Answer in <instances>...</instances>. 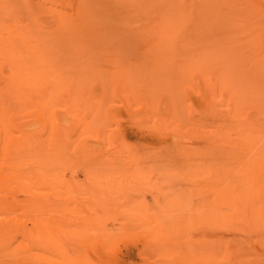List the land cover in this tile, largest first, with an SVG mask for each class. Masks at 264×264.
<instances>
[{
    "label": "rangeland",
    "instance_id": "rangeland-1",
    "mask_svg": "<svg viewBox=\"0 0 264 264\" xmlns=\"http://www.w3.org/2000/svg\"><path fill=\"white\" fill-rule=\"evenodd\" d=\"M263 143L264 0H0V264H264Z\"/></svg>",
    "mask_w": 264,
    "mask_h": 264
},
{
    "label": "bare ground",
    "instance_id": "bare-ground-1",
    "mask_svg": "<svg viewBox=\"0 0 264 264\" xmlns=\"http://www.w3.org/2000/svg\"><path fill=\"white\" fill-rule=\"evenodd\" d=\"M18 75H19V69H17V68H12L11 70H10V73H9V79L8 80H16L17 79V77H18ZM10 82H12V81H10ZM3 121V120H2ZM35 131V130H34ZM67 133V132H66ZM29 134V133H28ZM33 134V133H32ZM30 135V134H29ZM63 135V134H62ZM65 135V134H64ZM63 135V136H64ZM27 137V136H26ZM60 136L58 135V137L57 138H59ZM36 138H37V136H36ZM56 138V139H57ZM62 138V137H61ZM39 139V138H38ZM51 139V138H50ZM68 139V138H67ZM245 139V138H244ZM8 140V139H7ZM12 140V139H11ZM10 140V142H13L14 140H12L11 141ZM20 140V139H19ZM18 140V141H19ZM32 140V139H31ZM30 139H29V141H31ZM62 140V139H61ZM247 140V139H246ZM245 140V141H246ZM5 141V140H4ZM28 141V140H27ZM26 142V141H25ZM32 142V141H31ZM30 142V143H31ZM39 142V141H38ZM41 142V141H40ZM55 142H57L58 143V141H56L55 140ZM54 141H53V144L55 143ZM63 142V141H62ZM61 142V143H62ZM64 142H66V145H67V141H64ZM14 143V145H16V143H15V141L13 142ZM30 143L28 142V144L30 145ZM33 143V142H32ZM32 143H31V145H32ZM35 143V142H34ZM61 143H59L60 145H61ZM11 144V143H10ZM27 144V143H26ZM27 144V145H28ZM64 144V143H63ZM248 144V143H247ZM251 144V143H250ZM264 144V143H263ZM12 145V144H11ZM17 145H22V144H17ZM16 145V146H17ZM28 145V146H29ZM36 146H38V145H36ZM63 146H65V145H63ZM40 147V146H39ZM263 147V146H262ZM63 148V147H62ZM20 149V148H19ZM18 149V150H19ZM43 151H44V149L43 148H41ZM64 150L66 149V148H63ZM13 150V149H12ZM35 150V149H34ZM68 150V149H67ZM245 150H246V148H245ZM250 150V149H249ZM42 151V152H43ZM55 151V150H54ZM58 150H56V152H57ZM14 152H15V150H14ZM32 152V151H31ZM34 152V151H33ZM38 152H40V150L38 151ZM59 152V151H58ZM57 152V153H58ZM67 152V151H66ZM9 153V152H8ZM47 153V152H46ZM263 153V152H262ZM25 154V153H24ZM45 154V153H44ZM48 154V153H47ZM256 154V153H255ZM40 155H41V153H40ZM50 157H52L51 156V154H48ZM253 155V154H252ZM19 156V155H18ZM32 156H34V155H32ZM43 156H45V155H43ZM48 156V157H49ZM54 157V156H53ZM15 158V157H14ZM44 158V157H43ZM64 158V157H63ZM68 158V157H67ZM66 158V159H67ZM33 159V158H32ZM45 159V158H44ZM43 159V160H44ZM244 159H247V158H244ZM24 160V159H23ZM34 160V159H33ZM42 160V161H43ZM54 160H57L56 159V155H55V159ZM53 160V161H54ZM68 160V159H67ZM16 161V160H15ZM30 161V160H29ZM58 161V160H57ZM249 161V160H248ZM49 162V161H48ZM51 162V161H50ZM56 162V161H55ZM244 162H246V160L244 161ZM19 163V162H18ZM42 163H44V162H42ZM61 163H62V161H61ZM263 163V162H262ZM26 164V163H25ZM244 164V163H243ZM13 165V164H12ZM249 165V164H248ZM256 165V164H255ZM15 167V166H14ZM13 167V169H15ZM246 167V166H245ZM245 170V169H244ZM263 168L262 167H260V166H258L256 169L254 168H249V167H247L246 168V170L245 171H243V176H242V174H241V180H240V186H239V189H238V191H241V193H242V195H243V197H245V198H251V200H252V202H251V204H250V207H249V213H246V214H248V216L249 217H251V216H253V217H255V218H258V220L260 221V222H263L264 223V176H263ZM16 174V173H15ZM38 174V173H37ZM12 175H10V177H11ZM16 176H18V174L16 175ZM15 176V177H16ZM7 178L9 179V177L7 176ZM19 178V177H18ZM7 179V180H8ZM12 179H13V177H12ZM15 179V178H14ZM232 186H234L235 187V185H232ZM231 186V187H232ZM236 186H238V185H236ZM237 188V187H236ZM7 189V188H6ZM235 189V188H234ZM234 191V190H233ZM236 192H237V190H236ZM239 212V209H237V213ZM239 214V213H238ZM4 225H2L1 227H2V229L5 227H3ZM8 226L9 225H7L6 227L8 228ZM0 227V228H1ZM5 227V228H6ZM11 227V226H10ZM33 227H35L34 225H33ZM12 228V227H11ZM10 228V229H11ZM17 228V227H16ZM36 228V227H35ZM42 228H45V227H41V229ZM10 229H9V231H10ZM24 230V229H23ZM29 230V229H28ZM44 230V232L46 231L45 229H43ZM5 231H7V230H5ZM5 231H3L2 230V232H5ZM27 230L25 229V236H27V232H26ZM30 231H31V229H30ZM35 231H36V229H35ZM38 231H41V230H39L38 228H37V235H39V233H38ZM1 232V233H2ZM32 232V231H31ZM31 232H30V234H31ZM10 233V232H9ZM8 233V234H9ZM24 233V232H23ZM34 233V234H33ZM32 234L33 235H35L36 233L35 232H33ZM31 234V235H32ZM40 234H41V232H40ZM32 235V236H33ZM2 238H3V234L2 235H0ZM29 236V235H28ZM32 236H30V237H32ZM40 236V235H39ZM33 237H35V236H33ZM1 238V239H2ZM40 238V237H39ZM38 239V238H37ZM36 239V240H37ZM67 259V258H66ZM64 261H62L61 263H63ZM60 264V263H59ZM67 264V263H66Z\"/></svg>",
    "mask_w": 264,
    "mask_h": 264
}]
</instances>
